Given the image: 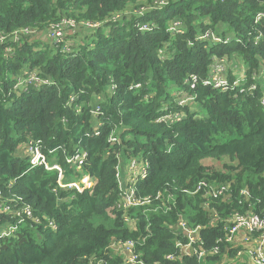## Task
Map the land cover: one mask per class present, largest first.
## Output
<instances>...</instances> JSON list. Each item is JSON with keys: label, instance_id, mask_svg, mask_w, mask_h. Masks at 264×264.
I'll list each match as a JSON object with an SVG mask.
<instances>
[{"label": "trees", "instance_id": "16d2710c", "mask_svg": "<svg viewBox=\"0 0 264 264\" xmlns=\"http://www.w3.org/2000/svg\"><path fill=\"white\" fill-rule=\"evenodd\" d=\"M152 1L0 0V31L7 34L23 27L41 32L63 16L101 23L96 29L78 27L77 34L88 31L90 42L77 39L66 53L36 35L0 43V203L11 205L9 213L0 211V232L17 227L0 238V264H96L99 258L101 264H119L108 248L111 240L136 238L148 221L152 235L141 246L147 263L177 264L165 259L177 253L168 225L178 212L191 225L206 224L201 198L177 190V207L168 213H143L151 205L130 208L138 224L129 228L123 211L112 207L117 199L114 165L132 156L149 162L147 177L137 183L141 196L162 191L165 183L190 190L200 178H232L233 193L247 187L252 200L264 204L260 85L235 95L200 82L214 57L241 60L248 77L253 70L264 71V18L255 21L264 0H168L161 7H152ZM125 10L128 14L122 15ZM111 14L120 16L109 20ZM174 20L180 21L181 32L169 29ZM143 24L150 29L142 30ZM207 30L224 41L200 37ZM6 47L11 54H5ZM27 68L51 82L17 94L13 84ZM191 75L198 78L192 89ZM178 88L196 95L195 110L175 104ZM98 94L104 95L98 116L103 124L95 135L89 109ZM165 104L185 117L172 125L157 121ZM112 132L118 133V142L109 141ZM28 141L38 142L47 159L62 165L65 181L74 168L65 155L83 149L84 172L92 185L54 192L57 170L31 166ZM224 156L235 161L224 163V171L202 163ZM19 205H29L34 217L52 220L55 228L21 216ZM216 207L222 215L239 208L234 202ZM221 235L220 226L201 231L206 247Z\"/></svg>", "mask_w": 264, "mask_h": 264}, {"label": "built area", "instance_id": "2783aa9c", "mask_svg": "<svg viewBox=\"0 0 264 264\" xmlns=\"http://www.w3.org/2000/svg\"><path fill=\"white\" fill-rule=\"evenodd\" d=\"M162 3L158 0L152 1V7H158ZM143 9L140 10L142 12ZM120 15L110 17L109 20L115 19ZM264 18V10L258 12L255 16V21ZM101 25L100 22H89L83 20H75L71 17L63 16L56 22H52L46 28L49 45L54 48L59 47V51L66 53L71 51V44L65 41V36L69 32H74L78 27L85 26L88 28L96 29ZM142 30H149L150 25L143 24L140 26ZM169 29L171 31L181 32V23L179 20H174ZM39 32L33 27H23L14 30L11 34L0 31V43L7 39H12L15 42L20 43L23 36L33 37ZM200 37L210 39L212 41H224L220 37L215 36L211 31H205ZM13 49L11 47L5 48V54H11ZM160 54H163V50H159ZM231 64V59L226 56L221 58L214 57L209 66L206 77L200 79L203 85L210 86L212 88H218L223 91L232 90L235 95L237 93L254 92L259 88L258 82L261 77H264V71L257 72L253 70L248 77L246 74L245 66L243 70L235 75L230 80L228 75V68ZM252 79L251 82L248 79ZM51 80L47 77L41 76L35 70L29 68L25 69L22 75L17 76L13 89L17 94L28 90L29 87L39 88L42 85L50 83ZM189 82V88L192 89L198 82L196 75H191ZM137 84L134 87H139ZM99 96V95H98ZM175 97V104L178 106L195 104L196 95H187L183 92L182 88H178L173 92ZM73 96L70 97V101H74ZM98 100V101H96ZM100 98L93 100L91 108L89 109L91 116L94 118L96 126L93 127L95 135H98V129L102 126L101 119L98 117L101 115L100 110ZM259 102L264 107V94L259 98ZM79 110V106L77 107ZM164 112L157 121L164 122L166 125H172L185 117V112L173 111V106L165 104L162 108ZM109 141L118 142V133L112 132L109 137ZM52 152V151H49ZM25 154L27 155L30 165H44L47 169L57 170V187L53 188L54 192L58 189H74L76 191H83L92 185V177L85 171L86 165V152L83 149H77L73 154L65 155L64 160L66 163L71 164L74 168L72 174L67 181L64 180V171L60 163L54 160V158L47 159L45 154L41 151V146L38 142L28 141L25 143ZM149 173V162L147 159H143L138 156H132L126 159L124 162L119 160L114 165V177L117 186V199L114 201L113 209L123 211L121 213L122 219L126 225L131 229H137L138 218L135 215L128 213V209L133 207H140L144 205H151L152 208H144L142 211H161L168 213L177 207V200L175 193L177 190H183L188 192L192 196L198 195L201 198L200 206L206 212L208 221L206 224L191 225L188 223L185 216L181 213H177L175 222L168 225L172 233L171 241L174 247L177 249L176 254H167L165 259L173 261L175 256L179 254V250L186 246L190 249L189 256L195 260V264H210L207 260L210 257L216 258L224 247L228 248L233 242L235 234L240 229H245L248 232H257L264 236V204L259 205V199H253L250 190L247 187H240L233 193L234 179H226L218 181L216 179L200 178L197 180L193 188L181 189L178 185L172 183H165L162 191H157L154 195L148 194L141 196L138 192L137 183L146 178ZM2 200H4L1 197ZM6 201V200H4ZM12 203H17L16 200H9ZM155 202L154 204H152ZM221 202L231 204L236 203L239 208H232L228 213L222 215L217 210V205ZM21 216L25 215L32 219L35 223H44L46 226L55 228L52 220L39 219L34 217L29 205H19ZM10 204L0 203V211L9 213L11 210ZM19 213V214H20ZM18 214V215H19ZM227 215V216H226ZM226 216V217H225ZM21 217L17 222L22 221ZM220 226L222 235L215 240V243L206 247L204 245V239L201 236V231L204 227ZM16 225L8 226L0 232V238L8 236L16 230ZM152 235L150 229V222L148 221L144 227V232L132 239H112L109 244V250L113 256L120 259L119 264H148L145 260V256L141 246L145 240ZM222 244V246H221ZM241 252H238L239 255ZM254 259L255 264H264V251L258 247L254 253L250 254ZM189 256H185L188 258ZM104 262L103 258H99L96 264ZM153 264H161L158 261Z\"/></svg>", "mask_w": 264, "mask_h": 264}, {"label": "crops", "instance_id": "0c3cea01", "mask_svg": "<svg viewBox=\"0 0 264 264\" xmlns=\"http://www.w3.org/2000/svg\"><path fill=\"white\" fill-rule=\"evenodd\" d=\"M78 29L74 32H69L67 37L71 38L73 41H76L77 35H72L73 33H78ZM73 36V37H72ZM35 38L41 42H47V31L39 32ZM229 38V37H227ZM231 59V64L228 68V75L230 77H234L239 74L243 68L244 64L241 60L233 57ZM260 82V91L261 95L264 94V77L259 79ZM103 94H99L95 98H104ZM227 216V215H226ZM225 216V217H226ZM0 226V230H1ZM260 247L264 251V236L257 232H248L245 229H240L234 236L233 242L230 244L228 248L224 247V249L220 252L216 258L210 257L207 260V263L210 264H255L254 259L251 257V253H254L256 248ZM190 249L188 247L183 246L179 250V254H177L173 261H176L177 264H195V260L189 256ZM238 252H241L239 255ZM185 256H189L184 260Z\"/></svg>", "mask_w": 264, "mask_h": 264}, {"label": "rangeland", "instance_id": "374dc122", "mask_svg": "<svg viewBox=\"0 0 264 264\" xmlns=\"http://www.w3.org/2000/svg\"><path fill=\"white\" fill-rule=\"evenodd\" d=\"M158 1H161V5L160 6H158V7H161V6H163V5H165V4H167V2H168V0H158ZM128 10V9H127ZM127 10H125L124 12H121L122 13V15H125L124 13L127 11ZM126 14H128V11L126 12ZM112 15V14H111ZM115 15H117V14H113L111 17H113V16H115ZM118 15H120V14H118ZM86 32H88L87 30H83V31H81V33H79V34H77V33H73L72 35H77L76 37V40L78 39L80 42L81 41H83V39H85V41L86 42H90V38H89V36H88V34L86 33ZM79 36V37H78ZM73 37V36H72ZM65 41H67L69 44H72L73 46H75V41H73L71 38H69V37H67V36H65ZM82 44V43H81ZM83 45V44H82ZM259 84H260V82H259ZM258 84V85H259ZM99 95V94H98ZM97 95V96H98ZM96 98H94L93 100H95ZM96 101H98V100H96ZM100 101H101V99H100ZM195 107H196V105L195 104H193L192 106H191V111L192 110H195ZM202 163L204 164V165H206V166H210V167H213V168H216V169H218V170H220V171H224V170H226L224 167H223V164L224 163H226V164H235V161H231L230 160V158L229 157H227V156H224V157H221V159H214V158H205V159H203L202 160Z\"/></svg>", "mask_w": 264, "mask_h": 264}]
</instances>
